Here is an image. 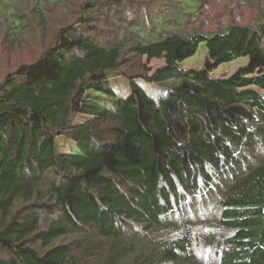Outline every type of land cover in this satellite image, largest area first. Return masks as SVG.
<instances>
[{"label": "trees", "instance_id": "1", "mask_svg": "<svg viewBox=\"0 0 264 264\" xmlns=\"http://www.w3.org/2000/svg\"><path fill=\"white\" fill-rule=\"evenodd\" d=\"M105 1L84 11L115 19L112 44L69 26L0 81V264H88L98 245L62 242L84 232L109 240L102 264H264V0L252 24L207 31L187 28L199 0L135 22L124 6L150 0ZM202 43L203 67H182ZM127 53L164 64L127 72ZM212 191L214 255L212 235H193L198 210L183 212Z\"/></svg>", "mask_w": 264, "mask_h": 264}, {"label": "rangeland", "instance_id": "2", "mask_svg": "<svg viewBox=\"0 0 264 264\" xmlns=\"http://www.w3.org/2000/svg\"><path fill=\"white\" fill-rule=\"evenodd\" d=\"M88 1L91 0H0V81L19 65L35 61L43 52L55 46L59 31L69 26L77 28L75 31L78 35H83L103 45L112 44L115 19L112 16L102 18V15L86 13L84 4ZM245 1L249 3H245ZM105 2L108 3L107 0ZM162 2L163 0L139 1L137 3L144 7L142 11L138 7L126 4L124 10H129L127 20L135 22L138 18L150 20L151 17L159 16L160 13L164 12ZM199 2L200 4L198 1L195 3V5H199L197 9L199 20L188 22V29L200 27L205 31L215 30L220 27L225 28L234 21L252 24L258 17L260 8L258 3L256 1L253 3L252 0H199ZM263 7L264 4L262 3ZM206 57V44L202 43L197 53L181 62V66L184 68H202ZM124 59L127 62V67H123V70L127 72H144L147 67L149 74H152L164 64L163 57L140 58L132 53H127ZM246 63L245 58H240L223 64L213 72V75L216 77L228 76ZM111 82L116 86L118 92L128 93L127 81L124 80L123 76L112 77ZM146 87L150 90L153 89L149 85ZM154 89L156 95L160 94L159 88L155 87ZM67 148L68 145L62 146V149L66 150ZM202 195L205 198L200 196L203 199L201 203H195L194 197L189 198L187 196L183 212L189 216L198 210L196 213L197 220L195 225H192L193 235L202 239L212 235L214 242L210 253L214 255L218 251V243L224 233V230L216 222H213L217 220L218 213L213 214L212 212V208L217 206L221 194L212 191L202 193ZM203 206L205 208L201 209ZM46 223L43 222V229L47 227L48 223L47 225ZM86 233L84 232L77 239L67 238L62 241L64 239L62 238L56 240L55 243L62 241L77 245L83 240L85 243L93 242L98 245V249L94 251L92 256H87L85 261L88 264H102L110 248L109 240H102L92 232L86 235L87 239H83ZM156 235L158 234L156 233ZM201 249H196L200 255L202 254Z\"/></svg>", "mask_w": 264, "mask_h": 264}]
</instances>
